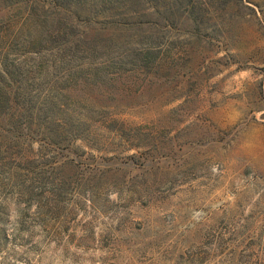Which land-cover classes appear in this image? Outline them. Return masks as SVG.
I'll return each mask as SVG.
<instances>
[{
	"label": "rangeland",
	"instance_id": "1",
	"mask_svg": "<svg viewBox=\"0 0 264 264\" xmlns=\"http://www.w3.org/2000/svg\"><path fill=\"white\" fill-rule=\"evenodd\" d=\"M0 264H264V0H0Z\"/></svg>",
	"mask_w": 264,
	"mask_h": 264
}]
</instances>
